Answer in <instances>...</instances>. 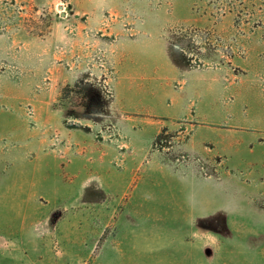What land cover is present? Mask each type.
Here are the masks:
<instances>
[{
  "label": "rangeland",
  "instance_id": "obj_1",
  "mask_svg": "<svg viewBox=\"0 0 264 264\" xmlns=\"http://www.w3.org/2000/svg\"><path fill=\"white\" fill-rule=\"evenodd\" d=\"M0 264H264V0H0Z\"/></svg>",
  "mask_w": 264,
  "mask_h": 264
},
{
  "label": "trees",
  "instance_id": "obj_2",
  "mask_svg": "<svg viewBox=\"0 0 264 264\" xmlns=\"http://www.w3.org/2000/svg\"><path fill=\"white\" fill-rule=\"evenodd\" d=\"M90 91H92L94 94H92ZM90 91L88 90L86 92V94H85L86 97L90 99V101H91L90 103H93L91 105L99 106L96 91L94 89H91V88H90Z\"/></svg>",
  "mask_w": 264,
  "mask_h": 264
}]
</instances>
